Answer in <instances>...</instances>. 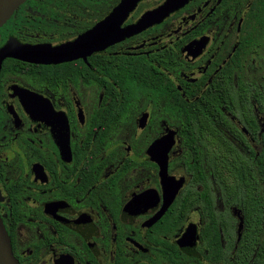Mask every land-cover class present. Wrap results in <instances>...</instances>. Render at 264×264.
I'll return each instance as SVG.
<instances>
[{"label": "flooded vegetation", "instance_id": "obj_1", "mask_svg": "<svg viewBox=\"0 0 264 264\" xmlns=\"http://www.w3.org/2000/svg\"><path fill=\"white\" fill-rule=\"evenodd\" d=\"M0 219L19 264H264V0L22 2Z\"/></svg>", "mask_w": 264, "mask_h": 264}, {"label": "water", "instance_id": "obj_2", "mask_svg": "<svg viewBox=\"0 0 264 264\" xmlns=\"http://www.w3.org/2000/svg\"><path fill=\"white\" fill-rule=\"evenodd\" d=\"M25 0H0V26ZM164 10H159L161 15ZM0 264H19L12 254L10 239L0 219Z\"/></svg>", "mask_w": 264, "mask_h": 264}]
</instances>
